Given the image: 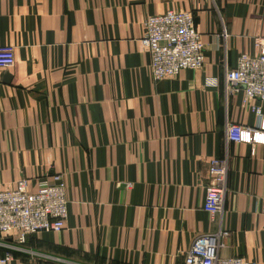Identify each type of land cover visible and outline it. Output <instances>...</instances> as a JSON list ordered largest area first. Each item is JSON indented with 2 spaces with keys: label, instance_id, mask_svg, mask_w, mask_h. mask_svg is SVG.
Returning <instances> with one entry per match:
<instances>
[{
  "label": "crops",
  "instance_id": "crops-1",
  "mask_svg": "<svg viewBox=\"0 0 264 264\" xmlns=\"http://www.w3.org/2000/svg\"><path fill=\"white\" fill-rule=\"evenodd\" d=\"M191 12L205 65L155 81L141 46L148 17ZM264 0H0V191L61 175L69 215L59 232L16 246L9 264H185L202 235L230 232L223 257L264 264V144L230 143L256 128L224 71L257 54ZM217 79L218 85H207ZM229 162L223 213L205 211L211 160ZM131 184L127 188V184Z\"/></svg>",
  "mask_w": 264,
  "mask_h": 264
},
{
  "label": "built area",
  "instance_id": "built-area-1",
  "mask_svg": "<svg viewBox=\"0 0 264 264\" xmlns=\"http://www.w3.org/2000/svg\"><path fill=\"white\" fill-rule=\"evenodd\" d=\"M145 33L140 43L151 58L150 69L155 81L175 77L186 70H199L205 65V45L197 30L193 14L187 11L168 10L164 14L150 16L145 21ZM257 54L243 53L236 69L226 68L224 82L227 90L234 87L244 92V103L264 102V36L253 40ZM15 61L10 46L0 47V74ZM207 85L216 87L217 79H209ZM257 116L256 128L229 123L226 126L228 142L264 144V113L253 105ZM229 162L227 158L211 160L205 178L204 209L213 217L223 213L229 191ZM131 184H127L130 188ZM264 214V202L261 206ZM69 215L66 185L61 175L53 181L38 182L34 191L28 179H20L13 190L0 191V239L12 238L16 246L23 245L30 236L42 232H61ZM230 236L227 230L199 236L186 254L185 264H256L243 257H223L221 250ZM14 256L9 251L0 264H9Z\"/></svg>",
  "mask_w": 264,
  "mask_h": 264
}]
</instances>
